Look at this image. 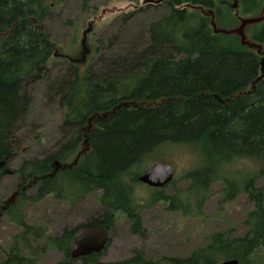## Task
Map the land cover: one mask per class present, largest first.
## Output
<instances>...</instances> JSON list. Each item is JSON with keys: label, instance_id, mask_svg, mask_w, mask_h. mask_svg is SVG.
I'll use <instances>...</instances> for the list:
<instances>
[{"label": "trees", "instance_id": "1", "mask_svg": "<svg viewBox=\"0 0 264 264\" xmlns=\"http://www.w3.org/2000/svg\"><path fill=\"white\" fill-rule=\"evenodd\" d=\"M64 0H0V161L14 154L15 131L29 110L27 87L46 76L56 44L43 27L53 5ZM89 0H81L83 8ZM164 11L147 25L149 45L114 62L96 76L70 61L59 85L65 140L42 159L24 160L19 183L0 204V216L20 227L0 264H38L33 243L41 228L26 221L23 206L47 196L78 203L97 193L101 215L45 238L42 250L63 254L59 264H263L264 256V0H160ZM135 10L124 13V19ZM260 18V19H259ZM252 20V21H247ZM242 22H246L242 25ZM240 28L241 33L236 30ZM164 144L186 145L201 164L182 179L185 190L163 194L150 188L138 202L137 177ZM81 151H83L81 153ZM251 159L258 168L239 180L232 164ZM260 180V184L256 182ZM220 182V203L245 194L252 207L243 235L217 231L186 256L155 260L134 250L122 260L102 261L116 215L145 236L141 211L159 202L167 211L196 215ZM174 178L166 185L172 186ZM142 184V183H141ZM33 191L30 192V189ZM100 224L108 231L103 251L77 259L70 249L79 226Z\"/></svg>", "mask_w": 264, "mask_h": 264}, {"label": "rangeland", "instance_id": "2", "mask_svg": "<svg viewBox=\"0 0 264 264\" xmlns=\"http://www.w3.org/2000/svg\"><path fill=\"white\" fill-rule=\"evenodd\" d=\"M159 2L89 0L83 8L81 0H64L51 7L42 22L45 31L55 42L56 50L47 65L46 76L26 89L29 110L17 123L13 145L15 154L7 161V168L15 170L24 160L42 159L65 140L66 133L61 129L63 109L59 105L58 94L61 89L59 83L69 77L72 68L70 61L100 76L114 69L111 66L114 62L123 58L130 59L149 45L147 25L165 10ZM132 10L135 13L124 19L122 15ZM89 23L90 31L85 34L82 43L83 31ZM159 162L173 165L175 171L172 186L162 188L166 195L172 194L173 189L183 192L187 182L182 177L188 170L201 164L197 152L181 144L160 146L143 166L147 170ZM258 165L251 159H238L232 164V170L239 180L256 171ZM19 182L16 173L4 174L0 171V204L12 195ZM256 184L259 185L260 180ZM221 187L220 182L211 184L210 198L196 215L183 216L179 212L167 211L164 202L144 207L141 211L144 237L132 232L128 219L118 213L110 234L111 239L100 259L122 260L134 250L143 251L153 260L164 255L186 256L192 249L205 243L206 237L213 232L231 230L232 235H243L246 232L244 216L251 209L252 203L246 199L245 194L220 203ZM32 191L33 188L30 189ZM149 194L150 188L147 185L138 184L136 195L142 198L138 200L140 204H144ZM96 197L97 193H92L81 202L70 203L47 196L23 206L26 221L36 228L40 227L43 233L33 243L35 251L32 255L38 259V264H59L62 261L61 252L53 248L42 250L45 238L60 234L64 227H73L99 217L101 208ZM20 230V227L7 222L5 216H0V262ZM260 254L264 256V249ZM70 264L82 263L75 260Z\"/></svg>", "mask_w": 264, "mask_h": 264}, {"label": "water", "instance_id": "3", "mask_svg": "<svg viewBox=\"0 0 264 264\" xmlns=\"http://www.w3.org/2000/svg\"><path fill=\"white\" fill-rule=\"evenodd\" d=\"M264 13V9H263ZM262 18V16L260 17ZM259 18V19H260ZM252 21V20H247ZM246 22H242L244 25ZM91 23L88 24L87 28L83 31V39L87 32L90 31ZM240 31V28L237 29ZM261 71L264 74V58L261 60ZM4 161H0V168L3 166ZM173 165L166 162H159L142 172L138 177V181L153 188H163L166 186L174 177ZM4 174H10L12 171L5 167L3 170ZM108 231L100 224L93 225H82L77 229L73 243L70 249V257L77 259L79 257L91 254L99 253L104 250L108 243ZM218 264H238L236 259H226Z\"/></svg>", "mask_w": 264, "mask_h": 264}, {"label": "flooded vegetation", "instance_id": "4", "mask_svg": "<svg viewBox=\"0 0 264 264\" xmlns=\"http://www.w3.org/2000/svg\"><path fill=\"white\" fill-rule=\"evenodd\" d=\"M83 56V53H82ZM9 161V160H8ZM7 167V161L3 164V166L0 168V171L3 172L4 168ZM14 172L10 173L13 174Z\"/></svg>", "mask_w": 264, "mask_h": 264}]
</instances>
